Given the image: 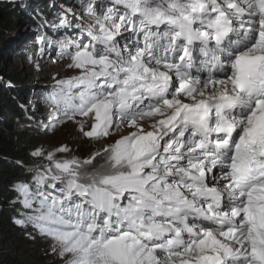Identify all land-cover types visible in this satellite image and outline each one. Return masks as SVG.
Returning a JSON list of instances; mask_svg holds the SVG:
<instances>
[{"label":"snow or ice","instance_id":"1","mask_svg":"<svg viewBox=\"0 0 264 264\" xmlns=\"http://www.w3.org/2000/svg\"><path fill=\"white\" fill-rule=\"evenodd\" d=\"M70 12L38 37L64 63L37 128L92 150L34 146L13 223L56 264H264V0Z\"/></svg>","mask_w":264,"mask_h":264},{"label":"rangeland","instance_id":"2","mask_svg":"<svg viewBox=\"0 0 264 264\" xmlns=\"http://www.w3.org/2000/svg\"><path fill=\"white\" fill-rule=\"evenodd\" d=\"M78 1L80 3L77 6L72 5L71 0H42L41 2L40 0H33L28 4L26 0L16 2L14 4H21L22 12L29 19H18L11 26L6 23L0 33V57L7 55L6 66L23 79V82L17 85L22 91L23 108L30 113L24 115V118L28 120L26 122L22 120L20 126L35 130V141L32 148L41 143H45V146H47V144L55 145L65 142L74 148L79 147L80 152L83 154H87L92 150L87 142H81L79 145L75 143L76 133L71 124L61 126L54 134H45L42 129L38 130L37 128V123L43 119L47 111L43 103L40 102L42 96L51 87L53 83L51 77L54 75L55 70L61 68L64 62L61 61L59 64L51 62L52 57L55 55V49L50 48L47 44L45 45L44 56L42 58L39 57L37 55L39 41H37L35 33L43 25L41 15L44 11L47 13V20L52 18L56 20L54 15L61 16L64 12L71 9L72 12L69 13V19L78 21L83 0ZM51 25L49 26L50 29ZM55 35L54 33L51 38L55 39ZM30 57L32 58L31 60ZM35 60H39L40 69L34 66L33 61ZM14 199L15 197L10 198L7 202L0 203V206L11 208V218L7 222V226L14 234L12 237L13 246L18 253L26 255L31 264H56L54 257L47 250V243L41 237L29 236L25 233V230L13 223V218L17 215L13 211L12 206Z\"/></svg>","mask_w":264,"mask_h":264},{"label":"trees","instance_id":"3","mask_svg":"<svg viewBox=\"0 0 264 264\" xmlns=\"http://www.w3.org/2000/svg\"><path fill=\"white\" fill-rule=\"evenodd\" d=\"M21 9V4L0 2V33L6 23L11 26L18 19L26 20ZM46 14L42 12L43 25L35 33L37 41L42 34L51 33L49 24L53 18L47 20ZM6 56L0 57V203L15 197L13 184L22 178V169L17 162L28 158L35 141V130L20 126L22 120H28L24 115L30 112L23 108L22 91L17 85L23 79L6 66ZM10 218L11 208L0 206V264H31L29 258L18 253L12 244L14 234L7 226Z\"/></svg>","mask_w":264,"mask_h":264},{"label":"water","instance_id":"4","mask_svg":"<svg viewBox=\"0 0 264 264\" xmlns=\"http://www.w3.org/2000/svg\"><path fill=\"white\" fill-rule=\"evenodd\" d=\"M18 1H23V0H0V2H8V3H14Z\"/></svg>","mask_w":264,"mask_h":264},{"label":"bare ground","instance_id":"5","mask_svg":"<svg viewBox=\"0 0 264 264\" xmlns=\"http://www.w3.org/2000/svg\"><path fill=\"white\" fill-rule=\"evenodd\" d=\"M31 1H33V0H26L27 4H28L29 2H31ZM24 4H25V3H24Z\"/></svg>","mask_w":264,"mask_h":264}]
</instances>
